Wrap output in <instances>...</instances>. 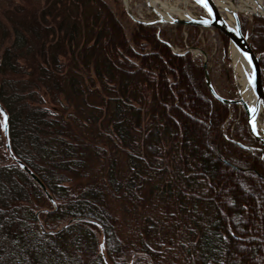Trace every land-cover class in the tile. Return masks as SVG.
<instances>
[{"label":"rangeland","instance_id":"obj_1","mask_svg":"<svg viewBox=\"0 0 264 264\" xmlns=\"http://www.w3.org/2000/svg\"><path fill=\"white\" fill-rule=\"evenodd\" d=\"M185 1L168 0L198 15ZM126 2L156 18L146 0ZM90 5L0 0V264H228L241 243L209 198L217 160L186 128L113 91ZM180 27L159 26L176 52L191 33ZM202 30L192 56L230 97L233 51L232 64L218 60L221 35ZM234 227L243 230L239 208Z\"/></svg>","mask_w":264,"mask_h":264},{"label":"trees","instance_id":"obj_2","mask_svg":"<svg viewBox=\"0 0 264 264\" xmlns=\"http://www.w3.org/2000/svg\"><path fill=\"white\" fill-rule=\"evenodd\" d=\"M90 11L95 56L105 61L113 91L129 104L138 103L145 116L163 115L176 127L186 128L217 160L215 172L207 179L209 198L241 243L228 264H264V163L244 111L217 101L207 88L201 62L191 53L174 54L159 27L132 21L121 0H91ZM196 29L188 28L187 47L199 45L194 39ZM241 31L264 70V18L242 19ZM221 38L218 60H228L229 41ZM227 87L231 95L227 98H234L232 82ZM1 119L4 126L7 118L2 114ZM238 208L243 230L237 232ZM9 227L11 233L14 226Z\"/></svg>","mask_w":264,"mask_h":264},{"label":"water","instance_id":"obj_3","mask_svg":"<svg viewBox=\"0 0 264 264\" xmlns=\"http://www.w3.org/2000/svg\"><path fill=\"white\" fill-rule=\"evenodd\" d=\"M196 6H198L204 13L205 17L200 18H194L190 15H183L184 18H174V17H166L164 16L160 11H158V8L161 6L160 2H156L155 0H146V4L150 7V10L155 15V19L152 20H144L140 18H136L134 14L131 12V10L127 7L126 0H123V4L125 7L126 14L128 17L139 24H146V25H156V26H164V25H170V26H183V27H197V28H213L217 30L220 34H222L230 44V47H233V49L236 51L241 64L245 67L247 70V73H249L250 76H252L254 80V85L252 86L253 94L255 95V102L250 105L248 102H246L243 97L240 90L239 85L237 84L236 80V98L235 99H228L220 96L218 93H216L210 76L207 69L206 63L202 64V68L204 70V76H205V82L207 85V88L211 92L212 96L219 102L225 105H234L239 106L243 109L246 120H247V126L250 132V135L253 137V139L259 144L258 150H260L261 153V160L264 163V130H259L256 121L260 115L262 117L264 116V70L262 69L260 62H259V55H256L253 50L251 49L247 36H244L241 31V25L240 20L238 17V14L234 15V24H229L227 19L225 18V13L222 9H220L217 4L214 2V0H207L208 6L211 8V12L208 11V8L204 6L203 3L198 2V0H191ZM160 9H162L160 7ZM253 16H259L263 17L262 14H252ZM157 36L160 39L159 31L157 33ZM167 45L170 46L171 50L177 54L176 50L171 47V44L168 42H165ZM199 51V49L195 48H189L188 51ZM201 51V50H200ZM203 53V52H202ZM238 146L242 148L251 149L250 147H244L240 143H236ZM35 180L36 178L33 177Z\"/></svg>","mask_w":264,"mask_h":264},{"label":"bare ground","instance_id":"obj_4","mask_svg":"<svg viewBox=\"0 0 264 264\" xmlns=\"http://www.w3.org/2000/svg\"><path fill=\"white\" fill-rule=\"evenodd\" d=\"M159 2L158 0H155ZM217 6L225 13V18L229 24H234V15L239 12H247L249 14H262L264 15V0H214ZM187 3V0L185 1ZM186 8V7H185ZM164 16L169 17L172 14L184 18L183 15H188V12L181 9L170 7L168 0L162 3V12ZM210 29H213L212 27ZM205 30H202V32ZM233 51L234 65L238 70L240 76L238 77V85L240 87L243 99L252 105L255 102V95L252 91L254 80L252 76L247 73L245 67L241 64L240 59L236 51L231 47ZM234 67V68H235ZM256 125L259 130H264V116L260 115L256 121Z\"/></svg>","mask_w":264,"mask_h":264},{"label":"built area","instance_id":"obj_5","mask_svg":"<svg viewBox=\"0 0 264 264\" xmlns=\"http://www.w3.org/2000/svg\"><path fill=\"white\" fill-rule=\"evenodd\" d=\"M207 32L212 33V36L214 37L213 42H216L215 37H218V35L214 32V30H213V29H206V30H205V33H207ZM207 38H208V37H207ZM219 44H220V43H219ZM219 44H218V46H219ZM218 46H216V48H217Z\"/></svg>","mask_w":264,"mask_h":264},{"label":"snow or ice","instance_id":"obj_6","mask_svg":"<svg viewBox=\"0 0 264 264\" xmlns=\"http://www.w3.org/2000/svg\"><path fill=\"white\" fill-rule=\"evenodd\" d=\"M198 2L203 3L206 8H208V11L211 12V8L208 6L207 0H198Z\"/></svg>","mask_w":264,"mask_h":264}]
</instances>
